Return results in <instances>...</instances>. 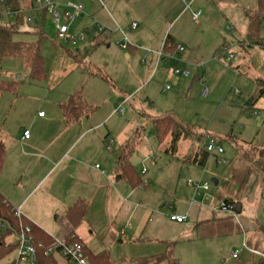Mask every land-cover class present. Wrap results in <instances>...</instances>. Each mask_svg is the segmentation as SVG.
<instances>
[{
  "label": "crops",
  "instance_id": "obj_1",
  "mask_svg": "<svg viewBox=\"0 0 264 264\" xmlns=\"http://www.w3.org/2000/svg\"><path fill=\"white\" fill-rule=\"evenodd\" d=\"M57 1L62 11L70 10L69 3H82L84 13L79 23L86 34L98 28L96 22L109 33L108 37H99L96 32L95 44L119 47L126 35L130 46L122 50L127 58L144 63L146 73L153 70L154 78L149 80L145 94L154 113H140L149 119L153 138L145 137L142 126L133 129L129 125L119 135L116 150L110 149V133L104 134L101 123L86 121L94 107L86 108L77 119L65 116L62 104L79 92L71 93L54 106L52 114L40 116L38 111L33 117V132L26 128L31 132L28 139L19 133L7 143L0 128L7 148L0 174L2 194L49 235L62 238L74 233L87 251H107L112 264H142L168 251V244L173 242V257L179 264H212L211 260L224 254L233 264L264 262L254 252L264 253V171L247 155L257 158V150L264 149V31L257 39L248 38L246 14L257 8L258 0ZM189 1L191 6L187 8ZM215 3L225 11L220 17L213 10ZM197 9L202 10L198 23L192 19V11ZM239 13L244 17L240 24ZM47 17H37L41 31ZM213 19H220L217 28ZM225 20H231L228 29L238 27L245 40L233 47L231 60L225 54H216L226 44V33L220 34L228 25ZM133 23H137L135 29ZM168 36L173 43L166 46ZM179 45L184 51L178 50ZM160 51L164 52L162 56ZM176 67H193L192 75L176 76ZM168 80L177 84L176 91L164 95L155 89V85ZM167 87L162 91L170 89ZM129 95L135 98L136 93ZM170 112L192 126V133L182 137L175 152L166 151L170 138L157 142L152 122ZM210 135L220 139L224 153H209L204 165H199ZM133 142L129 163L134 169L133 154L144 143L148 145L144 160H152L154 166L160 159L158 151L167 155L153 178L148 176L145 181L135 170L142 181L139 186L123 176L117 162L118 153ZM19 173L21 181L14 184L12 176ZM181 178L184 181L180 182ZM210 179L218 183L212 181V186ZM188 180L210 182V189L196 195ZM225 200L241 205L237 216L219 210ZM79 201L84 202V213L73 219L70 209ZM173 201L183 206L175 208ZM172 215L187 217L178 222L171 219ZM236 250L239 253L234 257ZM55 257L60 264H69L61 253ZM16 258L17 253L10 261ZM170 259L155 264H170Z\"/></svg>",
  "mask_w": 264,
  "mask_h": 264
},
{
  "label": "rangeland",
  "instance_id": "obj_2",
  "mask_svg": "<svg viewBox=\"0 0 264 264\" xmlns=\"http://www.w3.org/2000/svg\"><path fill=\"white\" fill-rule=\"evenodd\" d=\"M198 1L201 2V0ZM219 5L220 3H215L212 6L215 13H218L220 17L225 11H221ZM242 13L245 14L244 9ZM31 14L33 12L28 10L25 12L24 23L21 25L20 32L16 34L15 39L25 41H37L41 39L45 77L42 80L32 78L20 57L0 59V77L12 84V88L3 92L0 96V128L2 129L5 141L12 143L16 136L19 133H23V130L26 128H29L33 132L34 122H36L33 121V117L38 115V111L52 114L54 106H57L59 102L61 103L62 100L75 92H79L84 97L87 109L91 107L96 109L93 115L87 118L86 121L93 123V125L101 123L104 134L110 133L107 139L112 140L111 149L114 148L116 150L115 147L118 144L119 135L129 125L133 129L142 126L145 137L153 138L149 119L140 115L142 111L154 113L153 106L145 94L149 88V86L147 87L148 82L154 78L152 75L153 70L151 73L149 71L146 73L147 66L142 62L128 59L126 51L122 50L120 46L115 47V45H112L113 47H108L106 44H95L93 36L96 32L100 35L99 37L102 35L97 30L98 28H93L91 34H86V30L79 23L82 16L72 20L71 33L77 36L84 33L86 34V40L73 44L57 39L56 28L50 16L46 19L42 31L43 37H41L39 35L41 22H38V19L37 21L36 19L29 20L27 17ZM241 18L243 19L244 17L239 13V17L237 18L238 24H240ZM4 20L8 21L7 18H4ZM218 21L220 19L212 20L216 28L219 26ZM230 22L231 20H225L224 23L228 25L225 26L223 34L219 32L223 36L226 33V44L219 47L216 53L218 56L223 54L224 48L230 53L233 51L232 49L235 45L240 46L245 41L241 39L238 27L231 30L228 29L231 26ZM262 31H264V23L259 32L261 33ZM247 37L250 38L248 32ZM192 68L190 67V69ZM145 75L147 76L145 77ZM176 76L187 78L182 76V74H176ZM241 79L242 77H240V81ZM167 85H169L170 89L168 88L169 90L163 92V88H166ZM176 87L177 84L173 80L155 85V89H158L162 94L165 93L164 95L176 91ZM133 92L136 93L135 98H132L125 106V114L113 113L115 107L113 102L129 96ZM147 147V143H144L143 147L133 154L135 170L145 181L148 180V176L153 178L154 171L161 168V164L163 165L167 157L165 153L158 151L156 154L160 159L157 165L154 166L152 160H144V153ZM26 151L23 150V153H26ZM35 153V151L31 152L32 155H35ZM144 169L148 171L146 172L147 174L142 173ZM20 179V173L17 176H12L14 184L19 182ZM182 181H184L183 178H181L180 182ZM210 182H212L211 179ZM212 186H214L213 182ZM164 197L167 199L166 195ZM197 200L199 199L197 198ZM167 203L171 204L172 202ZM172 204L175 208L183 206L177 201H173ZM6 241L16 244L18 242L17 234L15 232L10 233L6 236ZM16 253L17 249L4 258L0 264L8 263ZM226 255L224 254L215 260H211V263L223 264L226 258L224 264H233Z\"/></svg>",
  "mask_w": 264,
  "mask_h": 264
},
{
  "label": "trees",
  "instance_id": "obj_3",
  "mask_svg": "<svg viewBox=\"0 0 264 264\" xmlns=\"http://www.w3.org/2000/svg\"><path fill=\"white\" fill-rule=\"evenodd\" d=\"M21 3L19 0H0V59L6 57H20L24 66L28 69L30 76L36 80H42L45 77L44 58L41 53V39L37 41L16 40L15 36L20 32L21 25L24 23V16L20 15L17 20L12 21L8 19L5 21L4 12L7 8L13 10L19 9ZM249 18L248 36L251 39H257L259 31L264 23V0H258V5L255 10L246 12ZM39 35L43 37V32L40 30ZM40 37V38H41ZM171 36L167 37L166 46L172 45ZM1 71V68H0ZM1 73V72H0ZM1 75V74H0ZM12 84L6 82L0 77V96L3 92L10 90ZM63 112L68 119H77L84 114L86 104L80 93H75L69 96L66 102L62 104ZM156 140L159 144L163 143L167 138H170V143L166 151L175 152L179 141L182 137H187L192 133V126L178 117L176 114L170 112L162 116L152 119ZM214 136V135H212ZM219 142L220 139L214 136ZM133 144L127 145L117 155V162L124 177H127L134 186H139L142 181L138 178L135 169L130 165L129 158L133 152ZM257 150V149H256ZM258 157L254 158L247 153L250 158L254 160V164L264 171V162L262 155L264 149L257 150ZM209 152H206L199 160V165H204ZM7 155L6 145L1 137L0 129V174L3 171L5 159ZM232 202L230 200H225ZM234 203V202H232ZM84 202H76L70 209V216L75 219L84 213ZM80 211V213H79ZM0 219L7 223L5 228L0 229V263L4 258L9 256L15 249L18 243L11 244L6 241V236L13 232H19L23 225H30L31 234L33 235L34 244L36 246L37 258L35 264H60L54 254H46V251L53 245L54 237L45 232L41 227L29 221L24 215L18 216L16 208L6 199L0 191ZM74 235L70 233L67 236ZM173 243L168 244V251L163 254L152 256L151 258L142 261V264H155L165 258L170 257V264H179V261L173 257ZM86 250V248H85ZM90 264H112L110 255L107 251L93 253L86 250ZM6 264H15V261H10ZM260 264H264L261 262Z\"/></svg>",
  "mask_w": 264,
  "mask_h": 264
},
{
  "label": "built area",
  "instance_id": "obj_4",
  "mask_svg": "<svg viewBox=\"0 0 264 264\" xmlns=\"http://www.w3.org/2000/svg\"><path fill=\"white\" fill-rule=\"evenodd\" d=\"M21 3V7L19 9L13 10L11 8H7L4 12V15L7 19L12 21L17 20V18L22 15H25V12L28 10L33 12L29 17V20L37 19V15L45 14L50 16L53 20L54 26L56 28V36L60 41H67L73 44L84 41L86 39V34L82 33L79 36L71 33L70 24L74 18L80 17L84 13V5L82 3H69L68 6L70 10L62 11L60 9V3L57 0H19ZM191 2H186V7L190 8ZM202 15V10L197 9L192 11V19L194 22H200V18ZM98 31L100 34L109 36L107 28L99 23H97ZM137 27V23L132 24V28L135 29ZM119 45L122 49H129L130 42L128 37L125 35L123 41L119 42ZM179 51H184V46L179 45ZM163 51H160L159 54L162 56ZM223 54L228 56V60H231L234 57V53L227 52V49L224 48ZM174 72L176 74H182L183 76L192 75L191 69H180L174 68ZM169 88V86L167 87ZM132 99V95L126 96L125 98L117 101L115 103V107L113 112L117 114H124L126 111L125 106ZM40 116L44 115L43 111L39 112ZM31 136V132L29 129L24 130L23 138L28 139ZM108 147L111 149L112 140H108ZM206 150L210 154L217 153L223 154L224 147L221 142H219L214 136H209L206 143ZM220 162L226 163L227 160L225 158H219ZM96 167H100V164H97ZM146 170H143L145 173ZM188 184L193 186L196 195L200 193L201 190L208 191L210 189V182L200 183L193 182L192 180H188ZM208 200V196L205 197ZM219 210L222 212H229L234 216L236 214V205L232 202L222 201L219 206ZM16 213L18 216L23 215L20 208H16ZM186 215H172L171 219L177 220L178 222H182L186 219ZM7 223L0 219V229L5 228ZM18 237V246H17V258L15 264H35L37 258L36 246L34 244L33 235L31 234L30 225H23L19 232H16ZM53 245L46 251V254H56L57 252L61 253L69 262V264H90L88 256L86 254L85 245L79 238H74V235L66 236L62 238L54 237ZM260 254L264 258V253L259 251H254ZM239 250H236L233 254L234 257H237Z\"/></svg>",
  "mask_w": 264,
  "mask_h": 264
},
{
  "label": "water",
  "instance_id": "obj_5",
  "mask_svg": "<svg viewBox=\"0 0 264 264\" xmlns=\"http://www.w3.org/2000/svg\"><path fill=\"white\" fill-rule=\"evenodd\" d=\"M215 184H217L218 183V181H216V180H212ZM236 210L239 212L240 210H241V205L240 204H237V206H236Z\"/></svg>",
  "mask_w": 264,
  "mask_h": 264
}]
</instances>
